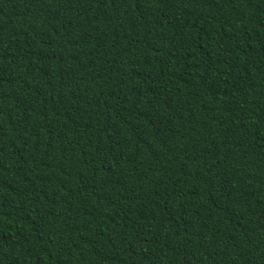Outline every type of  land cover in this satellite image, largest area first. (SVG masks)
Returning <instances> with one entry per match:
<instances>
[{"label": "trees", "instance_id": "1", "mask_svg": "<svg viewBox=\"0 0 264 264\" xmlns=\"http://www.w3.org/2000/svg\"><path fill=\"white\" fill-rule=\"evenodd\" d=\"M0 264H264V0H0Z\"/></svg>", "mask_w": 264, "mask_h": 264}]
</instances>
